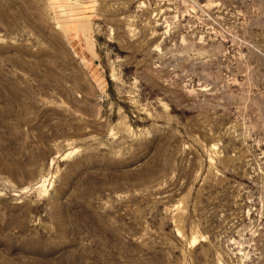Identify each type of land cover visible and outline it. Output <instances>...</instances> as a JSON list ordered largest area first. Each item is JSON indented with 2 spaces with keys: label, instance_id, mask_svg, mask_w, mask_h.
Instances as JSON below:
<instances>
[{
  "label": "rangeland",
  "instance_id": "obj_1",
  "mask_svg": "<svg viewBox=\"0 0 264 264\" xmlns=\"http://www.w3.org/2000/svg\"><path fill=\"white\" fill-rule=\"evenodd\" d=\"M0 264H264V0H0Z\"/></svg>",
  "mask_w": 264,
  "mask_h": 264
}]
</instances>
